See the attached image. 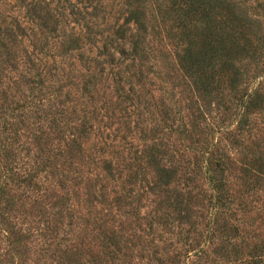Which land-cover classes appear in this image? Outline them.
Here are the masks:
<instances>
[{
    "label": "rangeland",
    "instance_id": "1",
    "mask_svg": "<svg viewBox=\"0 0 264 264\" xmlns=\"http://www.w3.org/2000/svg\"><path fill=\"white\" fill-rule=\"evenodd\" d=\"M0 264H264V0H0Z\"/></svg>",
    "mask_w": 264,
    "mask_h": 264
},
{
    "label": "trees",
    "instance_id": "2",
    "mask_svg": "<svg viewBox=\"0 0 264 264\" xmlns=\"http://www.w3.org/2000/svg\"><path fill=\"white\" fill-rule=\"evenodd\" d=\"M134 22L138 25H141V22L139 20V17H136L134 18ZM138 44H135V47L137 46ZM213 48V47H212ZM212 48H211V51H212ZM253 99V98H252ZM254 100V99H253ZM167 174H170L169 172L165 171Z\"/></svg>",
    "mask_w": 264,
    "mask_h": 264
}]
</instances>
